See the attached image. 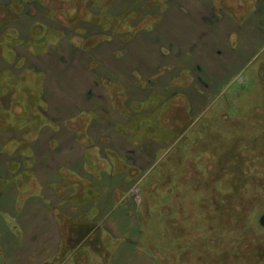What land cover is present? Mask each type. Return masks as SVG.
Here are the masks:
<instances>
[{
    "label": "crops",
    "instance_id": "obj_1",
    "mask_svg": "<svg viewBox=\"0 0 264 264\" xmlns=\"http://www.w3.org/2000/svg\"><path fill=\"white\" fill-rule=\"evenodd\" d=\"M140 1H116L110 13L122 15L131 9L129 4ZM246 1L247 11L238 18L228 9L216 10L212 0H167L161 20L137 31L130 41L121 34L108 36L107 46L98 52L84 51L75 41L63 48L64 34L59 38L60 45L50 46L46 54L15 48L13 54H17L18 61L23 58V68L46 75L41 98L47 123L23 141L25 127L14 125L12 102L0 100L6 110L0 111V264H42L60 257L65 260L81 246L97 244L101 238H90L96 230L124 239L110 264H127V250L135 240L124 232L131 224H127L128 220L137 218L132 209L122 206L124 193L132 191L143 179L159 149L155 140L143 143L129 135L131 121L137 117L130 121L127 112L138 115L142 105L152 98L161 97L165 103L181 96L188 101L191 116L196 104L211 92L206 90L207 85L214 89L235 67L245 68L247 61L243 56L248 50L259 48L264 35V0ZM13 3L14 0L9 1ZM25 16L28 22L22 17L13 24L16 23L14 27L21 39L30 40L35 19ZM65 51L71 58L67 68L61 67L62 70L57 69L59 74L52 75L48 62L57 63L56 54ZM85 54L86 62H79L77 56ZM32 58L37 59L40 68H32ZM60 62L63 64L62 58ZM91 64L92 69L88 67ZM82 69L88 77L79 78ZM12 70L20 73L14 60L1 56L0 72ZM185 72L190 73L193 82L188 83ZM114 92L124 99L122 103L116 102ZM157 106L153 100L146 107L153 110ZM86 114L92 115L85 129L88 138L98 134L96 124L106 126L99 133L102 141L98 137L95 142L94 137L91 145L80 140V131L67 126ZM120 167L127 168L120 171ZM90 187L100 195L94 204L98 211L91 221H99L82 224L78 220L88 211L83 201L87 191L91 192ZM74 225L75 230L70 228ZM88 229V236L70 243L68 232L75 236L77 231ZM62 248L69 254L62 256ZM140 262L139 257L135 264Z\"/></svg>",
    "mask_w": 264,
    "mask_h": 264
},
{
    "label": "rangeland",
    "instance_id": "obj_2",
    "mask_svg": "<svg viewBox=\"0 0 264 264\" xmlns=\"http://www.w3.org/2000/svg\"><path fill=\"white\" fill-rule=\"evenodd\" d=\"M9 1L0 0V57L14 60L20 73L0 72V100L12 102L14 125L25 127L22 139L27 141L47 123L41 98L46 75L23 68V58L18 61L17 54H13L15 48L46 54L50 46L60 45L59 38L65 35V40H61L63 48L75 41L84 51L98 52L107 46L108 36L121 34L130 41L137 31L161 20L167 0H141L129 4L131 9L119 16L120 12L110 13L119 0ZM212 1L216 10L228 9L238 18L248 7L246 0ZM26 14L35 19L30 40L21 39L14 27L16 23L13 24ZM259 46L243 56L247 61L245 68L238 64L214 89L205 87L211 92L201 98L191 116L188 101L181 96L165 103L161 97L152 98L142 108L139 106L138 115L127 112L128 120L137 117L131 121L134 128L129 135L139 142L155 140L159 144L154 164L132 191L124 193L122 206L132 209L137 218L128 220L127 224H131L124 232L135 240L127 250V264H135L139 257L141 264H264V226L260 223L264 215V35ZM87 57L77 56L82 63ZM56 58L57 63L48 62L52 75L67 68L71 59L66 51L56 54ZM31 64L34 70L40 68L37 59L32 58ZM92 64L95 66L96 62ZM92 64L88 65L91 69ZM78 75L80 78L87 74L82 69ZM184 75L189 78L188 83L193 82L189 72ZM114 93L117 103L124 100ZM153 100L158 106L149 110L146 106L152 105ZM0 109L6 112L2 104ZM91 118L86 114L73 125L67 123L80 131V140L88 145L98 137L102 141L99 133L106 129L96 124V139L88 138L85 129ZM6 124L4 120L3 125ZM109 154L114 158V154ZM97 161L101 162L98 157ZM91 188L83 201L88 211L79 216L82 224L99 221H91L98 211L94 204L100 197ZM70 228L75 230L76 225ZM89 230L77 231L75 238L68 232L67 237L73 243L89 235ZM90 238H101L100 244H85L65 260L60 257L42 264H110L124 241L121 236L105 235L101 230ZM67 251L62 248V256L69 254Z\"/></svg>",
    "mask_w": 264,
    "mask_h": 264
},
{
    "label": "water",
    "instance_id": "obj_3",
    "mask_svg": "<svg viewBox=\"0 0 264 264\" xmlns=\"http://www.w3.org/2000/svg\"><path fill=\"white\" fill-rule=\"evenodd\" d=\"M260 223L264 226V215L261 217Z\"/></svg>",
    "mask_w": 264,
    "mask_h": 264
}]
</instances>
